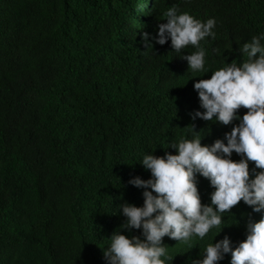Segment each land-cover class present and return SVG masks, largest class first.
I'll return each instance as SVG.
<instances>
[{
	"label": "trees",
	"instance_id": "obj_1",
	"mask_svg": "<svg viewBox=\"0 0 264 264\" xmlns=\"http://www.w3.org/2000/svg\"><path fill=\"white\" fill-rule=\"evenodd\" d=\"M172 5L215 19V38L201 41L209 73L188 70L170 40H152ZM260 32L264 0H0V264H105L100 247L125 219L117 205L143 203V189L128 183L150 176L137 160L175 154L167 144L190 123L202 144L223 139L232 124L191 120L203 111L193 82L240 62V46ZM197 187L210 203L208 180L198 175ZM260 215L238 202L213 242L227 235L235 246ZM217 231L191 249L163 237L168 264L201 258Z\"/></svg>",
	"mask_w": 264,
	"mask_h": 264
},
{
	"label": "clouds",
	"instance_id": "obj_2",
	"mask_svg": "<svg viewBox=\"0 0 264 264\" xmlns=\"http://www.w3.org/2000/svg\"><path fill=\"white\" fill-rule=\"evenodd\" d=\"M161 17L159 20L165 22L158 23L152 40L160 45L170 40L172 50L187 61L188 70L209 73L201 41L215 38V19L202 21L175 5L167 7ZM149 37V33H141L147 48L152 47ZM188 46L195 51L183 55ZM240 52V62L225 61L210 71L208 78L193 82L203 111L189 113L192 121L200 118L232 124L231 130L223 139L202 144L203 135L190 123L183 127L186 134L167 144L175 154L165 151L155 155V149L142 154L137 161L150 176H135L128 183L143 189V203L137 206L125 201L117 205L118 211L113 213L125 219L100 247L105 264H168L174 256L162 242L163 237L191 249L193 238L203 239L213 228L218 231L200 249L201 258L191 264H218L226 254H230L229 264H264V32L244 42ZM240 108L247 111L240 115ZM233 152L238 160L232 159ZM250 161L255 173L251 178ZM198 175L213 188L210 203L201 202ZM240 201L259 212L260 218L247 221L246 237L235 246L227 235L213 242L222 229L224 213ZM121 229H138L139 235H126Z\"/></svg>",
	"mask_w": 264,
	"mask_h": 264
}]
</instances>
